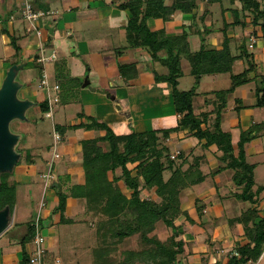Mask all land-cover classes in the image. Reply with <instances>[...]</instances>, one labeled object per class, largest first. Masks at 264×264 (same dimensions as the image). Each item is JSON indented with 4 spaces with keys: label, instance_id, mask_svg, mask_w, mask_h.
Instances as JSON below:
<instances>
[{
    "label": "crops",
    "instance_id": "obj_1",
    "mask_svg": "<svg viewBox=\"0 0 264 264\" xmlns=\"http://www.w3.org/2000/svg\"><path fill=\"white\" fill-rule=\"evenodd\" d=\"M21 1L0 0V54H3L0 55V89L7 74H11V86L14 88L11 100L20 104L19 115L29 95L40 100L41 113L38 118L42 120L45 118L42 116L44 111L42 88L38 84L40 93L36 94L32 84L28 82V77L19 78L15 85L17 74L13 75L15 69L12 73L10 69L20 61L22 63L17 68V73L25 69H33L40 79L41 70H44L48 82H56L59 85V100L49 118L51 132L59 134V144H61L59 158L55 160L51 169L55 174V180L51 182L53 191L68 194L63 189L83 182V170L78 158L80 141L102 135V131L87 127L89 117L96 122L104 120L116 134L129 133L133 128L135 132H141L177 127L181 123L183 112L180 101L173 100L166 82H155L152 77L153 71L157 74L167 72L160 61L166 55L165 50L157 51L155 57L150 58L144 48H122L125 44L123 27L127 12L115 6L124 0H31L33 8L53 12L49 19L43 21L40 41L44 52L47 49L53 50L56 57L53 62L44 64H40L35 59L37 39L24 31V22L20 16ZM169 3L170 0H166L167 6ZM194 4L191 10H174L163 17L149 19L147 24L154 30L163 29L164 33L171 37L184 31L190 52L199 49L203 28L208 29L202 35L206 49H219L224 32L228 38L231 55H238L241 47L246 52L245 57H238L233 61L231 73L241 72L249 63L251 68L246 75L247 81L237 85L232 91L225 92L230 85L228 72L202 75L194 93L190 96V118L201 122V127L204 126L210 132L215 131L214 120L218 118V129L229 135L233 156H236L240 149L241 134L248 135V139L241 142V149L244 160L253 165L254 170L264 164V106L255 105L254 93L257 86L264 84V35L258 25L250 23L248 12H243V16L239 13L240 25H231L230 9H239L240 4L237 0H233L232 3L230 0H220L216 3L195 0ZM90 23L99 24V30H102V27L106 28V33L95 35V31L92 32L89 26ZM45 24L48 26L47 29L44 28ZM100 24L105 26L100 27ZM10 39H14L17 50L10 44ZM248 44H251V47H248ZM117 48H121V52L115 56ZM182 60L186 61L181 58L180 63ZM117 63H133L137 69L136 75L123 79L118 74ZM182 74L181 70V76ZM181 76L177 79V88ZM72 77L76 81V77H84L88 83L84 86L80 83L77 85ZM203 77L205 80H201ZM62 80L66 83L64 84ZM201 81L202 87L199 88ZM107 89L114 91L113 100L107 97L109 94ZM74 92L79 95V99L74 97ZM103 92L106 93L105 97L109 101L115 100L128 106L130 113H119L113 105L112 109H98L99 115L90 116L86 111L84 113L81 111L82 107L79 109L76 107L74 116H70L72 119H67V107L75 104L78 106L80 103L86 108L91 107L95 97L102 96ZM133 104L146 106L144 114L131 112L136 106ZM108 117H112L111 119L114 117V120L108 121ZM113 126L117 129H113ZM70 132L72 135L68 136ZM201 142L203 141H197L188 129L182 127H178L165 139L170 155L181 154V159L188 162L193 157H197L198 168L204 175L200 183L183 188L179 192L180 208L187 212L190 220L187 221L179 216L174 221L175 236L178 235L177 240L181 241L183 250L177 257V264H224L227 251L248 243V239L243 234L242 222L234 219L251 205L257 210L255 220L264 214V185L256 187L253 183L252 190L256 198L254 205L235 198L233 194L238 192L239 188L232 182L233 170L223 168L226 161L221 160V151L212 145L201 147ZM185 166L186 164H183L182 168ZM219 167L221 169H218ZM30 171L31 169L23 176L24 182L31 181L33 184L34 173L30 174ZM44 192L45 190L41 189L39 196L45 197L47 202L41 219L51 224L56 218L58 220V214L51 212L55 205L54 202L51 203L54 197H48ZM76 199L83 200L68 196L65 210L70 205L74 207ZM48 202L52 205L48 206ZM43 230L42 227L41 232ZM2 248L5 249L3 244L0 250ZM259 255L261 257V254ZM0 256V264H5L6 255Z\"/></svg>",
    "mask_w": 264,
    "mask_h": 264
},
{
    "label": "trees",
    "instance_id": "obj_2",
    "mask_svg": "<svg viewBox=\"0 0 264 264\" xmlns=\"http://www.w3.org/2000/svg\"><path fill=\"white\" fill-rule=\"evenodd\" d=\"M195 0H124L115 7L127 12L124 24V41L122 48H144L150 58H154L156 52L165 50V57L161 64L167 69L165 74L152 72L155 82H166L170 87L173 100L180 101L182 106V120L177 127L152 129L141 132L131 130L129 133L116 134L102 122H96L89 117L87 127L102 131V135L80 141V166L83 170V182L70 186L68 194L57 191V204L51 210L58 214V222L68 223L70 220L63 216L67 196L82 198L87 212L93 215H102V219L96 227L97 236L105 244V237L110 236L114 243L124 238L138 234L139 249H127L122 251V258L116 264H177V254L181 253L182 243L176 240L174 235L176 227L175 219L182 216L189 221L185 210L180 208L179 192L203 180L197 164V157L190 162L181 159V154L176 158L170 157V152L165 144V139L178 127L186 128L201 147L212 145L221 151V160L226 161L223 168L233 170L232 180L239 188L233 196L237 199L256 203L253 186V165L248 164L243 158L241 142L248 139V135L240 136L239 151L236 156L232 154V146L229 135L218 129L214 120L215 131L210 132L201 122L191 120L190 96L202 75L211 73L228 72L230 85L225 92H230L234 87L247 81V73L251 68L248 63L246 69L239 73H231V65L238 57H245L246 52L241 47L238 55H231L228 48V38L224 35L219 49L205 48L203 34L208 29L203 28L200 35L199 49L190 52L185 41V32L176 36H167L163 29L149 28L147 21L165 16L174 10L188 11L195 6ZM205 3H216L220 0H200ZM239 9H230L231 25H240L239 18L243 12L250 15V23L258 25L264 35V2L262 0H237ZM232 3L233 0H230ZM225 27V26H224ZM4 30V29H3ZM10 44L17 50L14 39ZM243 44V43H242ZM121 48L115 49L118 56ZM184 58L189 66V74L193 77L189 89L179 90L177 79L181 76L180 59ZM118 74L123 79H129L136 75L137 69L133 63H117ZM256 106H264V84L254 90ZM44 106V105H43ZM45 108V107H44ZM81 116V114L79 113ZM88 119V117H87ZM105 144V149L99 145ZM186 164L184 168L182 165ZM16 165L13 159L6 168H0V213H5L6 222L9 219L15 202V188L9 177L13 174ZM218 169H221L220 167ZM168 175L164 178L163 173ZM107 173L111 177H107ZM127 190V194L122 191ZM145 190L149 195L142 196ZM154 196V198H152ZM255 206H250L234 221L242 222L243 234L248 243L234 248L238 256L227 257L224 264H239L247 258L258 257V249L264 242V214L257 220ZM171 229L164 241H160L155 235L150 234L157 222ZM42 227L44 222L38 220ZM4 225V226H5ZM34 229L32 221L26 225V232L20 238V257L15 264L28 263V250L26 242L33 237ZM255 257V258H256ZM218 264V263H216Z\"/></svg>",
    "mask_w": 264,
    "mask_h": 264
},
{
    "label": "rangeland",
    "instance_id": "obj_3",
    "mask_svg": "<svg viewBox=\"0 0 264 264\" xmlns=\"http://www.w3.org/2000/svg\"><path fill=\"white\" fill-rule=\"evenodd\" d=\"M29 1L31 2V0ZM18 23L20 25V22ZM101 25L103 24H100V27H102ZM89 26L91 27L92 32L95 31V35L101 32L104 34L107 31V29L104 27H102V30H99V24L97 23H90ZM50 51L49 49H47L45 53L47 54ZM17 63V65L12 66L10 69L11 73L15 69L13 71V75L17 74L16 80H14L15 85H17V80H19V78L23 79L25 77H28V82L32 84V87L35 90L36 94H39L40 89L37 86L39 76H37L36 71H34L33 69H25L17 73V68L19 67V65H21L20 63L22 62L19 61ZM180 66L183 74L179 79L178 89L186 90L192 85L193 77L188 74V65L186 61L182 60ZM235 71L238 70L235 69ZM74 77H72V79ZM76 79L77 81L73 79L74 81H76L75 84L79 85L78 83H80V85H82L84 77H76ZM201 80H205L204 77ZM62 81L64 84L66 83L65 80ZM201 87L202 81L199 84V88ZM97 89L100 90L99 87H97ZM106 91L107 93H109L107 94V97L114 95V91H112L111 89H107ZM13 93L14 88L12 90L11 97H13ZM105 94L106 93H104L102 96L97 95L95 97L94 104L88 108L81 106V103L78 106L76 104L70 105L66 108L68 115L67 119H72L70 118V116H74L76 107L78 109L82 107L83 109L81 111L83 113L84 111H86L90 116H96L99 115L98 109H112L113 105L115 106L117 104L119 105L120 109H117L116 111H118L119 113H130L128 106H124V103H118L115 100L113 102L109 101L107 97H105ZM73 95L77 99L80 98L79 95L75 92L73 93ZM39 105L40 100L37 97L32 98L28 95L26 104L21 107L20 115L10 117L5 124V132L9 135V137H12L14 139L13 143L9 145L8 148L10 152L13 153V159L16 162V165L12 172L13 174L9 177L10 182L13 183L15 188L14 207L9 219L7 220V224L0 231V247L1 244H3L5 247V249L2 248L0 250V255H6L7 260L4 262L5 264H15L19 260V251L21 250L19 240L26 232V225L33 220L35 215L38 214L39 217H41V215L43 214V210L47 205V202L45 197H39L41 194V189L45 190L44 193L48 197H54V201L52 199L51 203L54 202L55 205L57 204V191H53L54 188L51 185V182L55 180V174L51 169L55 160L57 159H53L51 169L49 171V174L52 176V181H48L46 183L44 179L41 180V175L46 173L47 164L50 162L49 160L51 157V153L49 146L52 142V129L51 119L44 118L40 120L38 118L41 113ZM134 105L136 104H133V106ZM145 109L146 106L144 105H136L134 108H132L131 112H136L139 115H143ZM118 112L117 114H119ZM108 118V121L114 120V117L113 119H111L112 117ZM102 123L109 127V124L105 123L104 120ZM130 125L132 126V124ZM128 128L130 129V127ZM113 129H117L116 126H113ZM133 131H136L135 128H133ZM70 135H72L71 132L68 133V136ZM190 144L193 145V143L191 142ZM99 145H101V147L105 149V144L103 142H99ZM60 148L61 144H58L57 150L59 151ZM78 158L80 159L79 154ZM30 169V174L34 173V179L32 180L33 184L31 183V181L24 182L23 177L24 175L28 174V171ZM253 171L254 172L252 174V179L256 184V187L264 185V164L257 166ZM163 175L164 178H166L168 173L165 171ZM107 177L110 178L111 174L107 173ZM43 184L49 185L47 187H43ZM63 190L68 193L69 188ZM121 190L124 191L125 194H127V190H125L124 187H122ZM141 195L147 196L149 194L147 191L143 190L141 192ZM152 198H154V196ZM51 203L48 202V206L52 205ZM74 204V207L70 205V207H72L73 209L69 207L65 210L64 208L65 211L63 214L65 218L70 220L68 223L58 222L57 218L55 219V221H52L51 224L44 222L42 226L44 230L41 234L45 239L46 247V250L42 255L43 264H52V258L55 256L60 259L61 264H116L118 260H120L123 256L122 251L127 249L137 250L141 247L138 239V234L131 235L128 238H124L118 243H114L113 239L110 236H106L104 239V244V242H102L101 240L102 236H97L96 234V227L98 225V222L102 219V215H93L87 212L85 209L84 200L81 201V199H76L74 200ZM150 234L155 235L160 241H164L170 234H172V231L170 228L164 226L162 222L159 221L156 223L154 230ZM174 237L176 238V240L179 238L178 235H174ZM4 242L7 243L4 244ZM6 245L8 246L6 247ZM25 249L28 251L30 250V241L26 242ZM13 253L15 256L13 255ZM258 253L261 254V257L258 259L256 264H264V243H262L259 247ZM178 255L179 254H177L176 257H179ZM256 255L254 256V260H256L257 258Z\"/></svg>",
    "mask_w": 264,
    "mask_h": 264
},
{
    "label": "built area",
    "instance_id": "obj_4",
    "mask_svg": "<svg viewBox=\"0 0 264 264\" xmlns=\"http://www.w3.org/2000/svg\"><path fill=\"white\" fill-rule=\"evenodd\" d=\"M53 14L50 10H40L35 9L32 7V4L29 0H22L20 6V16L22 21L24 22V31L27 34H30L32 37L37 39V46H36V61L40 64H44L45 62H53L55 60V52L51 50L49 53L44 52L43 44L40 41L41 33L43 30V21L44 19L48 18ZM248 47H251V44H248ZM39 87L43 90V103H44V111L42 116L45 118H51L54 108L58 103V92H59V85L56 82L49 83L46 77L44 70H41V76L39 79ZM60 142V136L58 133H52V142L50 145V162L47 164L46 173L41 175V180L44 179L46 183L48 181H52V176L49 174L51 169L53 159L59 158V151L57 150V145ZM176 154H171L170 157L173 158ZM50 184V183H49ZM49 184H43V187H47ZM44 190V189H43ZM38 213V212H37ZM39 215H35L32 224H33V237L30 240V250L28 251V263L27 264H43L42 263V255L44 254L46 247H45V239L41 235L42 227L40 226L38 220ZM226 257L231 255L238 256V253L233 248L226 253ZM260 255L256 258V260L252 258H247L243 262L239 264H256ZM52 264H61V261L58 257L52 258Z\"/></svg>",
    "mask_w": 264,
    "mask_h": 264
},
{
    "label": "water",
    "instance_id": "obj_5",
    "mask_svg": "<svg viewBox=\"0 0 264 264\" xmlns=\"http://www.w3.org/2000/svg\"><path fill=\"white\" fill-rule=\"evenodd\" d=\"M44 28L47 29V24L44 25ZM12 75L7 74L5 83L0 89V168H6L9 163L13 160V153L9 150V145L13 143V138L5 132L6 121L12 117L19 115L20 104L15 103L11 100L12 86H11ZM88 83L87 79L84 78L82 86ZM93 90L94 88H90ZM110 100H113V96L109 97ZM116 109H119V106L115 105ZM5 213H0V231L4 228L5 225Z\"/></svg>",
    "mask_w": 264,
    "mask_h": 264
}]
</instances>
